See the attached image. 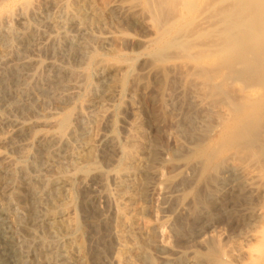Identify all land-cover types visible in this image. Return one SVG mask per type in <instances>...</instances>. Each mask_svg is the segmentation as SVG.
<instances>
[{"label":"rangeland","instance_id":"rangeland-1","mask_svg":"<svg viewBox=\"0 0 264 264\" xmlns=\"http://www.w3.org/2000/svg\"><path fill=\"white\" fill-rule=\"evenodd\" d=\"M203 13L209 23L204 29L196 23ZM63 20L70 22L56 32ZM262 40L264 0H0V205L17 264H116L114 175L132 121L137 116L146 136L164 150L177 140L185 144L172 127L177 100L161 111L152 98L154 89H164L160 71L172 61L220 64L224 54ZM34 57L54 63L32 71L22 66ZM16 74L32 79L21 82ZM33 86L37 98L28 92ZM8 117L25 121L36 135L26 158L18 135L3 124ZM167 155L147 182L145 176L127 178L138 198L127 206L125 221L145 232L155 228L163 249L154 252L156 263L177 252L175 264H264V214L255 215L261 208L264 213V204H254L253 211L233 204L230 214H221L220 206L190 235L173 234L179 223L176 207L166 203L176 195L163 185L173 172ZM249 211L256 212L244 222ZM31 216L36 222L28 229ZM199 229L202 235H192ZM202 239L204 253L215 249L204 263L192 257ZM143 256L140 264L148 260Z\"/></svg>","mask_w":264,"mask_h":264},{"label":"bare ground","instance_id":"bare-ground-1","mask_svg":"<svg viewBox=\"0 0 264 264\" xmlns=\"http://www.w3.org/2000/svg\"><path fill=\"white\" fill-rule=\"evenodd\" d=\"M69 22L61 21L56 32ZM196 23L202 29L209 26L204 13L196 18ZM77 28L80 31V26ZM33 59L23 61L22 66L32 71L40 63H54ZM218 61H221L220 64L216 61H172L160 69L162 77L158 75L157 78L164 89H154L152 98L161 111L168 107L169 100H177L179 115L176 121H172V127L184 138L185 144L177 140L170 150H164L160 143L155 142L156 139L153 141L146 136L137 116L132 121L123 147L124 159L114 175L113 191L117 198L115 236L118 241L114 256L116 264H140L144 254L148 257L146 264H157L154 252L163 249L155 240V228L145 232L135 227L134 222L125 220L127 206L134 204L138 198L136 192L129 189L135 186L134 179L145 176L146 181V178L158 175V166L163 167L167 162L162 160L164 153L170 156L168 163L173 169L163 185L166 190L176 192L166 200L168 205L177 209L174 218L179 224L173 227L176 237L190 235L195 223L201 222L204 216L214 218L220 206L223 210L221 214H230L233 204L244 205L252 211L257 207L254 204H264V40L234 56L224 54ZM15 77L27 80L25 83H28L27 77L32 79L29 74H16ZM34 86L28 92L37 98L39 92ZM70 114L65 116L64 122ZM100 116L101 113L95 115L96 118ZM3 124L7 126L8 133L18 135L21 140H18V147H25L23 158H26L31 139L36 136L31 127L25 121L11 117L5 118ZM157 129L160 130L159 127ZM261 209L254 211L258 217L264 214ZM252 211L247 213V217L241 216L244 222L253 217ZM6 215L0 205V239L3 242L0 264H17L13 237L8 230L10 221ZM183 219L184 223L181 222ZM30 221L33 223L26 224L28 229L36 222L34 219ZM194 232L200 236L204 229L193 231L192 235L196 234ZM199 243L202 248L192 252V257L194 261L204 263L205 259L213 256L215 249L207 242L212 246L205 247L207 252L205 250L204 253V240ZM167 254L170 255L161 257L160 263L175 264L181 257L177 252ZM6 256L10 262L3 259Z\"/></svg>","mask_w":264,"mask_h":264}]
</instances>
